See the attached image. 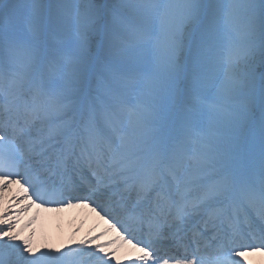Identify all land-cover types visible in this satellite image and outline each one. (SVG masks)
Wrapping results in <instances>:
<instances>
[{"label":"snow or ice","instance_id":"1","mask_svg":"<svg viewBox=\"0 0 264 264\" xmlns=\"http://www.w3.org/2000/svg\"><path fill=\"white\" fill-rule=\"evenodd\" d=\"M0 180L93 206L138 264H241L201 223L218 257L264 250V0H0Z\"/></svg>","mask_w":264,"mask_h":264},{"label":"bare ground","instance_id":"2","mask_svg":"<svg viewBox=\"0 0 264 264\" xmlns=\"http://www.w3.org/2000/svg\"><path fill=\"white\" fill-rule=\"evenodd\" d=\"M4 183V180H0V214L11 219L12 224L7 225L11 224L14 228L10 231L14 239L0 237V246L11 244L21 249L17 253L12 248L0 247V258H4L7 264H26L24 260L18 259L19 255L27 258V261L40 258L41 264H49L48 256L57 257L58 264H138V257L143 253L130 249L115 234H108L106 230L109 226L98 221L97 210H91L88 215L90 210L87 207L44 209L34 205L31 189H24L20 183H9L3 187ZM25 242L31 252L23 251ZM216 249L217 246L213 245L207 251L215 255ZM229 253L232 254L228 256L234 259L233 262L264 264V250L245 251L240 256L231 251ZM206 255L210 257L212 254ZM100 257L103 260L98 259ZM209 261L216 260L209 258Z\"/></svg>","mask_w":264,"mask_h":264},{"label":"rangeland","instance_id":"3","mask_svg":"<svg viewBox=\"0 0 264 264\" xmlns=\"http://www.w3.org/2000/svg\"><path fill=\"white\" fill-rule=\"evenodd\" d=\"M25 6H26V0H19V9H20L21 12H22V8L23 7L25 8ZM128 99H129V101L132 104H135V103H137L136 100L147 102V100L149 98H148V96L146 94L145 95H141L139 92H133V93L129 94ZM252 135L253 134H252L251 131L248 134H243V133L241 134L243 146H247L248 147L250 142H254V140L252 139ZM256 137L258 139L260 138V132H259L258 128L255 129L254 139ZM9 212H11V211H9ZM3 223H4V227H3ZM7 223H11L12 224L11 219L9 218V216H7V215L4 216L3 214H0V226H1L0 229H3L4 231H7V227L5 226V224L7 225ZM13 230H14V228L12 227L10 231H13ZM7 239L10 240L9 237Z\"/></svg>","mask_w":264,"mask_h":264}]
</instances>
